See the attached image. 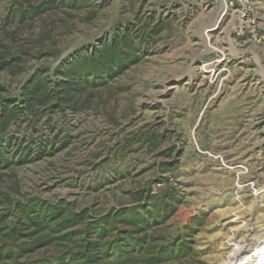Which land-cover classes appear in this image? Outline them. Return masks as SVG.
Here are the masks:
<instances>
[{"label":"rangeland","instance_id":"rangeland-1","mask_svg":"<svg viewBox=\"0 0 264 264\" xmlns=\"http://www.w3.org/2000/svg\"><path fill=\"white\" fill-rule=\"evenodd\" d=\"M49 1L0 0V42L22 57L1 81L15 85L39 65L55 69L61 60L47 55L55 40L70 54L108 37L116 21L121 33L131 30L138 56L105 84L89 76L100 83L88 90L89 107L22 115L10 126L8 136L31 152L7 153L20 164L0 169V229L8 232L23 218L19 206L37 199L73 203L87 222L139 208L153 220L145 232L159 253L124 264H234L261 245L264 0L247 19L235 9L218 24L220 0H88L67 14L44 11ZM36 5L42 13L23 20L21 11ZM57 256L43 247L20 261L71 264Z\"/></svg>","mask_w":264,"mask_h":264},{"label":"trees","instance_id":"trees-1","mask_svg":"<svg viewBox=\"0 0 264 264\" xmlns=\"http://www.w3.org/2000/svg\"><path fill=\"white\" fill-rule=\"evenodd\" d=\"M87 3L88 0H50L43 7L52 14H67L68 10L80 12ZM42 11L43 8L36 5L30 10H22L20 16L23 20L33 19ZM122 30L124 33L120 32L116 21L109 29L108 37L99 39L96 45L78 47L70 54L66 52L69 45L58 38L53 49L47 52L50 59L61 60L55 69L50 64L39 65L23 79H13L15 85L0 80V169L20 164L16 156L10 157L7 153L17 157L30 156V149H21V143L16 144L15 137L8 136L10 126L22 115L39 119L42 114L61 109L87 108L93 96V92L88 91L90 87L94 89L100 83H107L108 75L120 73L135 62L138 48L133 44L132 32L127 27ZM0 47V72L12 71L22 57L5 52L7 46L1 42ZM89 76L102 80L99 83L95 79L88 84ZM84 94L82 103L74 100L77 95ZM44 149L42 146L35 153L40 157ZM19 208L23 218L6 233L0 229V263L3 264H33L22 263L20 259L43 247L57 251L56 262L66 260L71 264H124L136 253H159L147 240L145 232L153 220L140 216L139 208L121 209L88 222L87 211L77 210L69 202L31 199ZM122 220L125 228H118L117 223ZM22 239L28 241L21 242ZM112 255L115 257L110 259ZM146 260L154 262L159 258L148 256Z\"/></svg>","mask_w":264,"mask_h":264},{"label":"bare ground","instance_id":"bare-ground-1","mask_svg":"<svg viewBox=\"0 0 264 264\" xmlns=\"http://www.w3.org/2000/svg\"><path fill=\"white\" fill-rule=\"evenodd\" d=\"M222 10H223V8H222ZM224 18H225L224 16L222 18L220 17V20L217 22V24L218 23H222V21L224 20ZM216 29H218V26L215 25L214 27H212V29H209L208 30L209 33H208V36H207L208 38L206 40L208 46L209 45L211 46V44H212L211 43V39H212V36H213L212 33ZM218 61H215V62L214 61H211V62H209V64L206 65V67L207 68H210L211 67L210 70L213 71L214 69L212 67H215L216 64H218ZM234 264H264V242L261 245H259L258 247L252 249V251L249 252V254L240 255L239 258L235 261Z\"/></svg>","mask_w":264,"mask_h":264},{"label":"built area","instance_id":"built-area-1","mask_svg":"<svg viewBox=\"0 0 264 264\" xmlns=\"http://www.w3.org/2000/svg\"><path fill=\"white\" fill-rule=\"evenodd\" d=\"M254 2L255 0H220V4L224 10L223 16L226 13L230 14L231 11L237 10L239 11V16L241 20L247 19L249 12L252 11Z\"/></svg>","mask_w":264,"mask_h":264}]
</instances>
